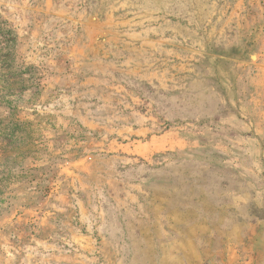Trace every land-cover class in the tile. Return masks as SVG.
<instances>
[{"label": "rangeland", "instance_id": "rangeland-1", "mask_svg": "<svg viewBox=\"0 0 264 264\" xmlns=\"http://www.w3.org/2000/svg\"><path fill=\"white\" fill-rule=\"evenodd\" d=\"M263 35L264 0H0V264L52 212L98 257L96 209L124 264H264Z\"/></svg>", "mask_w": 264, "mask_h": 264}, {"label": "crops", "instance_id": "crops-1", "mask_svg": "<svg viewBox=\"0 0 264 264\" xmlns=\"http://www.w3.org/2000/svg\"><path fill=\"white\" fill-rule=\"evenodd\" d=\"M255 54H260L264 57V35L261 47L253 50ZM53 216L59 218L60 215L54 214ZM116 212L115 216L112 217L109 215V212L102 209H96L93 212V215L87 216V227H89L93 232H98L100 236V247L99 248V256H84V250L81 252L83 246L77 245L73 242L74 237L69 227V221L65 219L63 225L66 227L65 230L61 229L60 221L52 222L53 218H51L50 226V235H52L54 240L57 242L52 243L53 252L49 253L45 259H42L41 262L43 264H81L83 262L82 259L84 257L87 258L88 262L93 264H124V246L126 243L130 244V246L135 247L137 258L140 257V248H139V235L138 233L134 235V232L128 228V224L125 225L122 209H119ZM52 216V217H53ZM166 223H171L170 216L166 218ZM129 230L131 232H129ZM91 232V231H90ZM78 239V238H77ZM195 240L192 237L184 236L181 238V249L180 248V256L183 259H187L186 257L190 255L189 249L193 246V242ZM150 243V242H149ZM155 246L154 242L147 245L148 248H153ZM89 254L97 253L95 252L93 243L91 242L88 246ZM51 250V249H50ZM148 253L145 255V259L148 258L147 263L150 261L154 264L153 256ZM98 259V261H96ZM139 261V260H138Z\"/></svg>", "mask_w": 264, "mask_h": 264}]
</instances>
